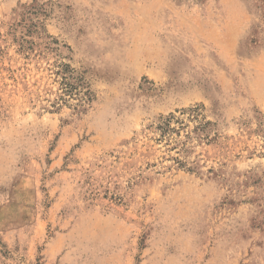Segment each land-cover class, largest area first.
<instances>
[{"label":"rangeland","instance_id":"rangeland-1","mask_svg":"<svg viewBox=\"0 0 264 264\" xmlns=\"http://www.w3.org/2000/svg\"><path fill=\"white\" fill-rule=\"evenodd\" d=\"M0 264H264V0H0Z\"/></svg>","mask_w":264,"mask_h":264},{"label":"trees","instance_id":"trees-1","mask_svg":"<svg viewBox=\"0 0 264 264\" xmlns=\"http://www.w3.org/2000/svg\"><path fill=\"white\" fill-rule=\"evenodd\" d=\"M19 45V51L25 55L33 49L32 41L24 38H21ZM52 73L56 76L59 87L57 101L65 102L67 99H76L82 107L93 99V92L84 72L77 71L69 63L58 61L54 63ZM191 110L198 112L197 108ZM173 119V115H169L161 120L162 123L158 128L163 136L174 130L170 126Z\"/></svg>","mask_w":264,"mask_h":264}]
</instances>
